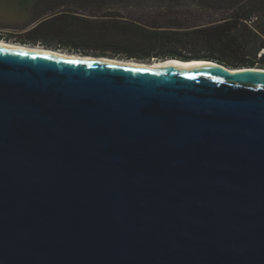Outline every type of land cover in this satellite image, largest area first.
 Masks as SVG:
<instances>
[{
    "label": "water",
    "instance_id": "obj_1",
    "mask_svg": "<svg viewBox=\"0 0 264 264\" xmlns=\"http://www.w3.org/2000/svg\"><path fill=\"white\" fill-rule=\"evenodd\" d=\"M92 57L0 47V264H264V68Z\"/></svg>",
    "mask_w": 264,
    "mask_h": 264
},
{
    "label": "trees",
    "instance_id": "obj_2",
    "mask_svg": "<svg viewBox=\"0 0 264 264\" xmlns=\"http://www.w3.org/2000/svg\"><path fill=\"white\" fill-rule=\"evenodd\" d=\"M135 1L38 0L32 9V16L34 18L41 16L43 19L33 31L37 32L45 26H56L53 29L64 32L78 31L77 33L88 35L108 32L136 34L142 26L128 20L133 18V15L121 16L112 12L134 6ZM74 25L76 28L70 30L63 28ZM152 34H155L163 47H179L198 54L205 52L204 55L184 56L173 51L168 52L165 57L213 60L231 68L242 66L264 68V0H249L228 19L220 22L181 31L162 30ZM134 59L147 60L144 57Z\"/></svg>",
    "mask_w": 264,
    "mask_h": 264
},
{
    "label": "rangeland",
    "instance_id": "obj_3",
    "mask_svg": "<svg viewBox=\"0 0 264 264\" xmlns=\"http://www.w3.org/2000/svg\"><path fill=\"white\" fill-rule=\"evenodd\" d=\"M249 0H136L134 6L124 10H112L121 16L131 14L128 19L138 25L141 30L136 34L108 32L100 34H84L78 31L53 29L56 26L41 27L33 31L42 17L25 28H6L0 26V40L38 45L58 49L69 53L87 56H105L126 59L128 57H144L151 62L163 60L168 52H178L184 56L204 55L205 52H190L181 48L163 47L155 34L162 30L181 31L194 26L213 24L228 19L232 13L245 5ZM84 13V12H81ZM83 15V14H81ZM125 19L120 17V19ZM67 30L76 28L63 27ZM137 60V59H136ZM140 61V60H139ZM257 68V67H255Z\"/></svg>",
    "mask_w": 264,
    "mask_h": 264
},
{
    "label": "bare ground",
    "instance_id": "obj_4",
    "mask_svg": "<svg viewBox=\"0 0 264 264\" xmlns=\"http://www.w3.org/2000/svg\"><path fill=\"white\" fill-rule=\"evenodd\" d=\"M0 47H6L10 49H16V50L32 52V53L51 54V55H56V56L63 57V58L75 59L78 61H88V60L94 59V57H91V56L77 54V53H69L66 51L58 50V49L46 48L41 45L38 46V45L15 43V42H9L6 40H0ZM98 59L100 61L111 62V63H116V64H123V65H130V66L147 68V69H160L167 65H177L179 67L185 68L191 65L204 64L202 61H191L190 63H182L181 61H178L174 58H164L163 60H153L149 63L139 61L133 58L123 59V58H117V57L102 56V57H98Z\"/></svg>",
    "mask_w": 264,
    "mask_h": 264
},
{
    "label": "snow or ice",
    "instance_id": "obj_5",
    "mask_svg": "<svg viewBox=\"0 0 264 264\" xmlns=\"http://www.w3.org/2000/svg\"><path fill=\"white\" fill-rule=\"evenodd\" d=\"M69 63H74V62H72V61H69Z\"/></svg>",
    "mask_w": 264,
    "mask_h": 264
},
{
    "label": "flooded vegetation",
    "instance_id": "obj_6",
    "mask_svg": "<svg viewBox=\"0 0 264 264\" xmlns=\"http://www.w3.org/2000/svg\"><path fill=\"white\" fill-rule=\"evenodd\" d=\"M4 40V39H3Z\"/></svg>",
    "mask_w": 264,
    "mask_h": 264
}]
</instances>
